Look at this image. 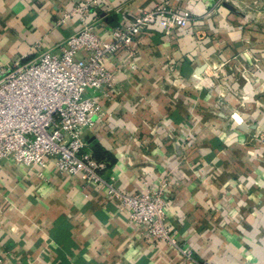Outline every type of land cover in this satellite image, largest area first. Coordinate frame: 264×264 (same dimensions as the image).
<instances>
[{"label": "crops", "instance_id": "obj_1", "mask_svg": "<svg viewBox=\"0 0 264 264\" xmlns=\"http://www.w3.org/2000/svg\"><path fill=\"white\" fill-rule=\"evenodd\" d=\"M83 2L102 39L158 4L192 17L109 57L114 88L87 92L104 116L83 134L119 193L165 182L178 249L149 242L105 186L2 160V264H264V0H0V63L59 56Z\"/></svg>", "mask_w": 264, "mask_h": 264}, {"label": "built area", "instance_id": "obj_2", "mask_svg": "<svg viewBox=\"0 0 264 264\" xmlns=\"http://www.w3.org/2000/svg\"><path fill=\"white\" fill-rule=\"evenodd\" d=\"M69 15L76 17L81 29L65 39L59 56L43 52L28 63H0V162L11 161L29 172L50 163L60 173L80 175L85 183L105 186L108 196L120 201L128 219L144 226L149 242L178 249L165 213V182L145 193H119L102 176L107 161L94 157L83 134L104 116L87 92L105 88L102 96L107 98L114 88V74L105 66L109 57L121 48L133 49L136 37L154 26L166 35L186 28L192 17L187 11L158 4L121 27L105 29L102 39L94 32L95 22L89 20L90 3L75 4ZM210 16L206 13L204 18ZM183 254L192 260L188 251Z\"/></svg>", "mask_w": 264, "mask_h": 264}, {"label": "rangeland", "instance_id": "obj_3", "mask_svg": "<svg viewBox=\"0 0 264 264\" xmlns=\"http://www.w3.org/2000/svg\"><path fill=\"white\" fill-rule=\"evenodd\" d=\"M233 118H231L230 116H229V122H233V120H232ZM238 122V121H237ZM239 124H242V121H239L238 122ZM244 125V124H243ZM230 127V126H229ZM244 129L246 128L245 126L243 127ZM245 132H246V130H245ZM245 136H247L248 138H249V141H246V143L245 144H252V138H253V140L256 138V137H252V134L250 133V132H248V134H244ZM258 139H262V140H264V134L263 135H261V136H258ZM186 142H188V141H186Z\"/></svg>", "mask_w": 264, "mask_h": 264}, {"label": "trees", "instance_id": "obj_4", "mask_svg": "<svg viewBox=\"0 0 264 264\" xmlns=\"http://www.w3.org/2000/svg\"><path fill=\"white\" fill-rule=\"evenodd\" d=\"M92 153H93V155H95V152H94V151H93ZM94 157H95V156H94Z\"/></svg>", "mask_w": 264, "mask_h": 264}]
</instances>
